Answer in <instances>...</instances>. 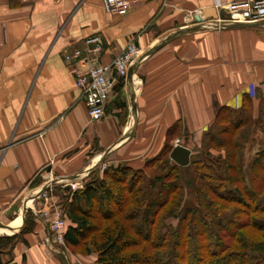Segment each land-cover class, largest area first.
Returning a JSON list of instances; mask_svg holds the SVG:
<instances>
[{"label": "crops", "instance_id": "crops-1", "mask_svg": "<svg viewBox=\"0 0 264 264\" xmlns=\"http://www.w3.org/2000/svg\"><path fill=\"white\" fill-rule=\"evenodd\" d=\"M231 1L132 0L131 12L118 18L105 12L101 0H0V220L9 222L0 227L12 229L3 233L6 237L17 238L7 253L14 263L96 261V255L79 259L59 253L37 200L31 208L33 228L24 231L27 216L24 225L22 218L17 224L18 217L9 211L23 198L28 202L29 193L69 178L82 189L101 165L142 169L164 148L175 124L201 140L213 112L242 106L250 84L264 89V26L191 24L192 19L217 21L221 11L215 5ZM186 28L138 67L135 130L101 159L130 127L127 79L121 96L127 109L118 107L113 93L104 119L92 122L66 54L99 35L107 64L135 39L147 53ZM36 181L39 186L31 187ZM39 200L42 205L50 201Z\"/></svg>", "mask_w": 264, "mask_h": 264}, {"label": "trees", "instance_id": "trees-1", "mask_svg": "<svg viewBox=\"0 0 264 264\" xmlns=\"http://www.w3.org/2000/svg\"><path fill=\"white\" fill-rule=\"evenodd\" d=\"M124 88L125 80L118 79L113 93L117 94L115 102L122 110L127 109V103L121 97ZM243 107L246 108L245 105ZM221 110L226 109L223 107ZM228 123L233 129L244 126L241 124L243 122L239 121L229 120ZM180 125L181 123H177L168 130L164 148L157 156L147 160L142 169H133L126 165L111 166L103 178H100L97 172H93L82 189L73 192L70 198L66 196L67 201L63 208L67 222L65 242L72 252L82 256L96 255L94 264H264V240L254 242L253 235H250L252 231L264 234V225H257L252 221V215L264 213V202L255 192H243L246 198H250L249 207L245 212L250 221L240 227L238 232L229 235L234 241L233 244L220 242L219 236L211 232L210 224L207 222L209 218L203 219L204 215L191 225L186 223L179 228L168 226L165 232L155 227L160 210L167 206L172 194L179 191L180 185L166 184L170 176L164 172L148 180V170L157 168L159 156L164 155L166 147H169L168 140H172V134L178 132ZM220 133L226 135L229 132L224 130ZM227 143L228 140L217 142L221 146ZM172 150L170 148V154ZM202 167L205 172L212 171L209 163ZM181 169L182 172L190 171L188 167ZM222 169L227 173L231 166L227 165L220 171ZM263 170L264 152H261L252 164V171L258 175ZM213 172L216 173V168H213ZM218 175L220 176L212 178L206 174L199 181L205 179L209 182L212 194L217 197L219 195V199L227 196L230 200L236 198L239 202L243 200L239 189H227L239 182V177L229 180L227 175L221 173ZM196 179L193 177L191 183L190 181L188 183L191 185L194 183L195 186ZM38 186L39 181L31 185L33 188ZM163 190L167 191L166 194ZM196 193L201 195L203 201L208 198L200 189ZM210 206L206 209L209 208L212 212L207 213L211 217L215 213L216 217L219 212H214L215 204ZM170 212L172 216L175 215L174 210ZM192 213L198 214V211L193 210ZM34 219L33 213L29 211L24 231L33 228ZM185 221L186 217L182 222ZM230 225L232 224L229 222L222 223V228L229 229ZM218 227H221L220 223ZM191 230L192 232H189ZM16 239L0 237V264H16L12 259L8 262L3 260V254L11 253V250L6 252L5 249H12ZM187 239L190 249L187 253L188 258H183L180 252L181 245L187 244ZM8 256L10 258V255Z\"/></svg>", "mask_w": 264, "mask_h": 264}, {"label": "rangeland", "instance_id": "rangeland-1", "mask_svg": "<svg viewBox=\"0 0 264 264\" xmlns=\"http://www.w3.org/2000/svg\"><path fill=\"white\" fill-rule=\"evenodd\" d=\"M195 15L199 17L198 13ZM192 21L191 24L193 23V25H199L201 27H210L213 23L210 20H204L201 23L196 22L194 19H192ZM241 105L242 106L237 104L236 108L224 106L226 110L222 111L220 109L217 114L213 112L211 115V123L208 125L207 131L201 134V140H197L196 136L198 135L188 132L182 124L180 125L178 132L176 131L172 134V140H168L167 143L169 147H166L164 155H161L158 158L159 164L157 168L148 170V180L155 177L157 174L161 175L164 172V174H169L170 176V179L166 182V184L179 183L180 185L179 191L177 190L174 194H172L167 206L160 210L156 219V228L158 227L161 231L165 232L168 230V226L179 228L180 225L183 227L186 223L191 225L192 223L199 221L200 216L204 215L203 219L205 217L206 219L209 218L207 222L210 224L211 232L214 235L219 236L218 238H220V242H224L229 245L234 243L233 239L229 235L233 232H238L240 227L245 226L250 221L249 216L245 213L249 207L250 198H246L243 192H255V194L260 195V198L264 202V170L261 173L259 172L258 175L254 174L252 171V164L254 160L261 152H264V89L262 90L260 87V90H258L255 84H250L248 86V92L243 96ZM244 105L246 108L243 107ZM218 114L222 116H218ZM229 120H233L234 122H243L241 124L244 126L241 128L238 126L233 129L228 123ZM224 130H228L229 133L226 135L220 133L224 132ZM219 140H228V143L225 146H221L217 144ZM176 144H183L191 149L192 154L190 165L186 166L190 171L185 170L182 172V166H179L170 159V148L174 149ZM207 163L211 164L212 171L208 170V172H205V170H203L202 166H205ZM227 165L231 166V169L227 170V173H224V169L220 171L221 168H226ZM104 167L101 165L95 171L100 178L104 177V174L102 173L107 171L109 168V166H107L106 169ZM213 168H216V173L213 172ZM218 173L227 175L229 180L236 176L239 177V182L234 185H230L227 189H239L243 196V200H240V202L237 198L230 200L227 196H222L223 198L219 199V195L217 197L212 194L211 191L213 190L210 188L209 182L205 179L204 181H199V179L206 174L214 178V176H220ZM193 177L197 178L195 186L194 183H192V185L188 183L189 181L191 183ZM68 181L59 183L57 181V184L54 183V181H50L45 184L46 186H41L42 188L47 187V192L40 195L39 199H50V201L45 205H42L37 197L36 200L39 202V206L41 205L43 210L50 211L51 214H53L56 209L63 213V208L65 206L64 203L67 201L66 196L70 198L71 194L75 192L74 190L81 189L78 187L77 183L75 184L71 181V183H69ZM67 184H71V186L73 185L71 187L72 191H64ZM74 187H78V189ZM198 189H200L203 194L208 195L206 201H203L201 195L196 193ZM34 191L29 193V197L27 198L38 196V194ZM158 192H160V190L157 191V193ZM163 192L166 194L167 191L163 190ZM148 197L150 198V196ZM25 200L26 198H23V200L19 201L21 208ZM36 200L31 204V206H29L28 212L31 211V208L35 205ZM211 204H215V207L213 206L214 212H219L218 215L216 214V217H214L215 213L212 214V217L207 213L209 211L212 212V207L210 206ZM208 206H210L211 209H206ZM119 207H121V204H119ZM171 210H174L175 215L172 216L170 214ZM193 210L196 212L198 211V214H193ZM15 216L19 217L18 214ZM252 216V221L256 222L257 225H264V213H258ZM185 217L187 221L182 222ZM16 222L17 224L19 223L18 220ZM228 222L232 224L229 229L222 228V223L226 224ZM0 223H3L4 225L9 224L7 219L0 220ZM49 223L50 220L49 222L47 221L48 228H50ZM218 223H220L221 227H218ZM189 232H192V230ZM143 234L142 230V235ZM250 235H253L254 242L264 240V234L262 233L252 231ZM4 236L5 234L0 233V237ZM186 242L187 244L185 243L184 245H181L182 249L180 250L184 256L183 258H188L187 253L190 249L188 239ZM5 250L7 252V250L10 251L11 249L7 248ZM68 251L70 256H75L79 259L82 256L72 252L69 247ZM3 260L4 262H8L10 260L7 253L3 254ZM79 263L81 264L82 260H79Z\"/></svg>", "mask_w": 264, "mask_h": 264}, {"label": "built area", "instance_id": "built-area-1", "mask_svg": "<svg viewBox=\"0 0 264 264\" xmlns=\"http://www.w3.org/2000/svg\"><path fill=\"white\" fill-rule=\"evenodd\" d=\"M101 2L107 14L118 18L127 16L133 9L132 0ZM215 6L218 11L224 12L225 19H218L211 27H220L222 24L264 26V0H233L226 5L217 3ZM104 49L102 37L96 35L87 38L82 48L75 49L65 56L92 122L104 119L108 100L118 79L123 78L126 81L130 67L146 54L135 39L110 63L105 64ZM41 215L46 222L50 220L48 229L52 243L60 254L67 256L69 251L65 242L66 222L63 213L57 209L53 214L43 210Z\"/></svg>", "mask_w": 264, "mask_h": 264}, {"label": "water", "instance_id": "water-1", "mask_svg": "<svg viewBox=\"0 0 264 264\" xmlns=\"http://www.w3.org/2000/svg\"><path fill=\"white\" fill-rule=\"evenodd\" d=\"M220 18L225 19V14L223 11L220 12ZM226 27H230V26H226ZM188 29L187 28L181 29L177 33L167 36L166 38L161 40L158 44L153 46L142 58H140L133 66L130 67L128 75H127V87L129 88L130 101H131V105H132V117H131L130 127H129L128 131L120 138V140L117 143H115L113 146H111L110 148H108L106 150L105 154L101 156L102 157L101 159L105 158L108 154H110L111 152H113L114 150L119 148L121 145L126 143L131 138V136L135 130L136 122H137V104H136V99H135V77H136L137 69L140 66V64L144 60H146L147 58H149L153 54H155L157 51H159L161 48H163L175 36L187 31ZM191 154H192V151L188 147H186L184 145H177L172 150V152L170 154V159L172 161H174L176 164H178L179 166L186 167V166L190 165ZM78 177H80V176H74V177H71V179H77ZM69 180H70V178H69ZM46 190H47V187L42 188L40 190V192L38 193V196L32 197L28 202L23 203V206H22L23 207L22 225H24L25 221H26L27 212L29 210L28 203L29 202L33 203L37 199V197H39L40 195L45 193ZM20 211H21V207L19 206V204H15L10 209L9 215L18 214ZM12 217L13 216H11V218ZM0 229H3V228L0 227ZM3 230L12 231V229H3Z\"/></svg>", "mask_w": 264, "mask_h": 264}, {"label": "bare ground", "instance_id": "bare-ground-1", "mask_svg": "<svg viewBox=\"0 0 264 264\" xmlns=\"http://www.w3.org/2000/svg\"><path fill=\"white\" fill-rule=\"evenodd\" d=\"M31 204H32V203L29 202V203H28V207L31 206ZM22 213H23V207L21 208V211H20L19 217H18V219H17V220L19 221V223H20V220H21V215H22ZM17 220H16V221H17ZM21 225H22V224H21ZM0 232H1V233L8 234V233H7L8 231H5V230H1V229H0Z\"/></svg>", "mask_w": 264, "mask_h": 264}]
</instances>
